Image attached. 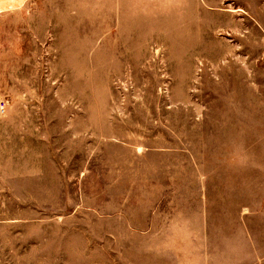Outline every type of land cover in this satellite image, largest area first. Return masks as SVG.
<instances>
[{
    "label": "rangeland",
    "instance_id": "obj_1",
    "mask_svg": "<svg viewBox=\"0 0 264 264\" xmlns=\"http://www.w3.org/2000/svg\"><path fill=\"white\" fill-rule=\"evenodd\" d=\"M0 264H264V0H0Z\"/></svg>",
    "mask_w": 264,
    "mask_h": 264
},
{
    "label": "built area",
    "instance_id": "obj_2",
    "mask_svg": "<svg viewBox=\"0 0 264 264\" xmlns=\"http://www.w3.org/2000/svg\"><path fill=\"white\" fill-rule=\"evenodd\" d=\"M0 108H1V109L3 108V105H2V104L0 105Z\"/></svg>",
    "mask_w": 264,
    "mask_h": 264
}]
</instances>
